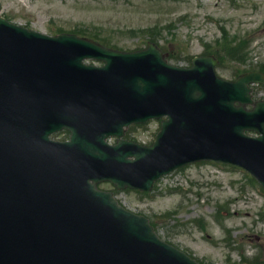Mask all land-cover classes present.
I'll return each mask as SVG.
<instances>
[{"label": "water", "instance_id": "obj_1", "mask_svg": "<svg viewBox=\"0 0 264 264\" xmlns=\"http://www.w3.org/2000/svg\"><path fill=\"white\" fill-rule=\"evenodd\" d=\"M0 28V264H194L159 242L145 221L104 216L96 201L104 194L89 183L110 178L147 189L166 172L158 167L183 158L175 141L170 152L163 155L158 143L160 152L148 150L126 168L119 166L123 153L108 154L104 130L143 106L140 120L153 109L139 91L163 98L170 117L163 135L178 125L180 135L199 138L217 159L240 162L264 185V104L253 112L241 106L255 74L225 83L209 59L177 71L153 60L152 49L120 59L98 50L108 65L90 70L75 52L53 54L38 35L5 23ZM69 41L89 54L97 50ZM63 127L71 141H50ZM245 129L261 136L248 139Z\"/></svg>", "mask_w": 264, "mask_h": 264}, {"label": "rangeland", "instance_id": "obj_2", "mask_svg": "<svg viewBox=\"0 0 264 264\" xmlns=\"http://www.w3.org/2000/svg\"><path fill=\"white\" fill-rule=\"evenodd\" d=\"M0 14L47 34L57 27L71 30L94 25L129 50L145 45L139 36L131 37L129 29L157 26L162 30L161 43L179 42L185 47L179 60H171L180 66L204 53L205 44L214 45L223 27L237 40L250 39L247 66L264 62V0H0ZM218 73L231 79L235 70L220 67ZM135 136L151 137L148 131H137ZM171 180L184 187L188 184L189 190L167 194L162 188ZM210 180L217 181L213 185ZM115 195L126 208L146 215L163 240L203 264H240L242 255L250 259L258 244L264 247V219L260 218L264 194L247 185L239 170L195 165L167 182L159 181L152 196L127 191ZM169 211L177 212L165 216ZM197 219L205 229H200Z\"/></svg>", "mask_w": 264, "mask_h": 264}]
</instances>
